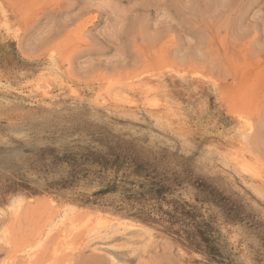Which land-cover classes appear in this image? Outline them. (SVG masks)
<instances>
[{
	"label": "rangeland",
	"instance_id": "rangeland-1",
	"mask_svg": "<svg viewBox=\"0 0 264 264\" xmlns=\"http://www.w3.org/2000/svg\"><path fill=\"white\" fill-rule=\"evenodd\" d=\"M0 23V264H28L50 222L34 264H264V192L232 160L264 164V0H0ZM54 74L66 88L46 98ZM146 86L172 122L143 105Z\"/></svg>",
	"mask_w": 264,
	"mask_h": 264
},
{
	"label": "bare ground",
	"instance_id": "bare-ground-1",
	"mask_svg": "<svg viewBox=\"0 0 264 264\" xmlns=\"http://www.w3.org/2000/svg\"><path fill=\"white\" fill-rule=\"evenodd\" d=\"M1 24V23H0ZM5 26V25H4ZM6 31H8V30H6ZM9 38V37H8ZM5 42V41H4ZM6 43V42H5ZM13 46V45H12ZM1 47V46H0ZM6 47V46H5ZM12 49V48H11ZM13 49H14V47H13ZM15 50V49H14ZM60 69V68H59ZM19 70V69H18ZM19 72V71H18ZM17 73V72H16ZM19 74V73H18ZM51 74V73H50ZM59 74H61V73H59ZM14 75V74H13ZM43 75V74H42ZM42 75L40 76V78L42 77ZM166 75V74H165ZM183 75V74H182ZM7 76V75H6ZM20 76H21V74H20ZM63 76H64V74H63ZM16 77V76H15ZM167 77H168V75H167ZM166 77V78H167ZM175 77V76H174ZM178 77V76H177ZM29 78H31V77H29ZM28 78V79H29ZM34 79H36L35 77H33ZM65 78V77H64ZM159 78V77H158ZM161 78V77H160ZM159 78V79H160ZM22 79V78H21ZM62 79V78H61ZM155 79V78H154ZM165 79V78H164ZM67 80V79H66ZM156 80H157V78H156ZM180 80V79H179ZM5 81V80H4ZM23 81V80H22ZM29 81V80H28ZM155 82H157V81H155ZM154 82V83H155ZM165 81H163V83H164ZM187 82V81H186ZM1 84H2V82H0ZM9 83V82H8ZM33 83V82H32ZM181 83H183V82H181ZM11 84H14V83H11ZM17 84V83H16ZM25 84H28V83H25ZM55 84H58V85H60L63 89H65L66 87H64L65 85H66V83H64L63 81H60V77H59V75L58 74H54L53 76H50V77H48V78H45V77H43V79H40L39 81H38V83H37V92H39V91H41L42 92V95L43 96H46V98H48V96H50L51 95V92L52 91H54V85ZM69 84V83H68ZM156 84V83H155ZM165 84V83H164ZM166 84H167V82H166ZM186 84V83H185ZM189 84V83H188ZM19 85V84H18ZM150 85V84H149ZM163 85V84H162ZM167 85H169V88L171 89V87H170V84L168 83ZM4 86V85H3ZM9 86V85H8ZM7 86V87H8ZM13 86V85H12ZM27 86V85H26ZM189 86V85H188ZM5 87V86H4ZM10 87V86H9ZM25 87V86H24ZM60 87V88H61ZM70 87V86H69ZM72 87V86H71ZM152 87V86H151ZM151 87H149V86H146L145 88H143L144 89V91L142 92V97H143V105L145 106V107H147L149 110H153V109H157V111L159 112L160 110L161 111H163L164 113H162L161 115V119L163 120L164 119V121H168V122H172L173 121V113H172V110L171 109H167L168 107H160V102H161V100H159L158 99V95L156 94V92L158 91V89L156 90V89H153V87L151 88ZM164 87V86H163ZM165 87H166V85H165ZM168 87V86H167ZM190 87V86H189ZM14 88V87H13ZM18 88H19V86H18ZM29 88V87H28ZM59 88V89H60ZM73 88V87H72ZM75 88V87H74ZM32 89V88H31ZM36 89V88H35ZM56 89V88H55ZM142 89V90H143ZM177 89V88H176ZM210 89V88H209ZM214 89V88H213ZM8 90V89H7ZM23 90V89H22ZM28 90V89H27ZM72 90V89H71ZM173 90V89H172ZM205 90V89H204ZM9 91V90H8ZM21 91V90H20ZM24 91V90H23ZM26 91V90H25ZM32 91V90H31ZM73 91V90H72ZM167 91V90H166ZM56 92V91H55ZM61 92V91H60ZM188 91H186V93H187ZM205 92V91H204ZM18 93H19V91H18ZM58 93H59V91H58ZM85 93V92H84ZM83 93V94H84ZM107 93L109 94L110 93V91H107ZM158 93V92H157ZM163 93V92H162ZM172 93V92H171ZM185 93V94H186ZM26 94V93H25ZM25 94H23V96L25 95ZM28 94V93H27ZM32 94V93H31ZM33 94H36V93H33ZM56 94V93H55ZM61 94V93H60ZM108 94L106 95L105 94V96H103V98H104V102H106L107 101V99H109L110 97L108 96ZM215 94H216V91H215ZM10 95V94H9ZM13 95V94H12ZM18 95V94H17ZM62 95V94H61ZM66 95V94H65ZM174 95V94H173ZM186 95H188V94H186ZM1 96V95H0ZM28 96V95H27ZM43 96L40 98V99H42L43 98ZM60 96V95H59ZM63 96V95H62ZM80 96V95H79ZM167 96V95H166ZM202 96V95H201ZM10 97V96H9ZM58 97V96H57ZM66 97V96H65ZM68 97V96H67ZM87 97V96H86ZM115 97H118V95L117 96H115ZM129 97H130V95H129ZM189 97V96H188ZM204 98H205V96H203ZM39 98V97H38ZM55 98V97H54ZM60 98V97H59ZM82 98V97H81ZM113 98V97H112ZM164 98V97H163ZM171 98V97H170ZM169 98V99H170ZM173 98V97H172ZM201 98V97H200ZM199 98V99H200ZM208 98V97H207ZM16 99H18V98H16ZM53 100V98H50V100ZM57 99V98H56ZM68 99V98H67ZM77 99V98H76ZM75 99V100H76ZM87 99H89V98H87ZM192 99V98H191ZM198 99V100H199ZM203 99V98H202ZM33 100V99H32ZM58 100V99H57ZM80 100V99H79ZM84 100V99H83ZM83 100H81V101H83ZM90 101L92 100V99H89ZM94 100V99H93ZM92 100V101H93ZM167 100V99H166ZM176 100V99H175ZM198 100H196V101H198ZM209 100H211V99H209ZM27 101V100H26ZM35 101V100H34ZM41 101H43V100H41ZM40 101V102H41ZM45 101V100H44ZM60 102H62L61 100H59ZM113 101V100H112ZM126 101V100H125ZM181 101V100H180ZM214 101V100H213ZM38 102V101H37ZM55 102V101H54ZM58 102V101H57ZM122 102H123V100H122ZM129 102V101H128ZM127 102V104L128 105H130L129 103ZM131 102V101H130ZM169 102H170V100H169ZM175 102H178V101H175ZM42 103V102H41ZM69 103V102H68ZM84 103V102H83ZM187 103H189V102H187ZM200 103V102H199ZM207 103V102H206ZM48 104V103H47ZM88 104V103H87ZM91 104H92V102H91ZM111 104V103H110ZM121 104V103H120ZM123 104V103H122ZM163 104V103H162ZM172 104V103H171ZM170 104V105H171ZM198 104V103H197ZM50 105V104H49ZM64 105H65V103H64ZM95 105H97L96 103H95ZM104 105V104H103ZM132 105V104H131ZM136 105V104H135ZM166 105V104H165ZM185 105V104H184ZM209 105H210V102H209ZM214 105V104H213ZM18 106V105H17ZM20 107H21V105H19ZM23 106V105H22ZM43 106V105H42ZM45 106V105H44ZM54 106V105H53ZM55 106H57V105H55ZM68 106V105H67ZM84 107H85V105H83ZM117 106V105H116ZM201 106H203V105H201ZM26 107H28V106H26ZM34 107H36V106H34ZM39 107V106H38ZM46 107V106H45ZM48 107H50V106H48ZM64 107V106H63ZM86 107H87V105H86ZM96 107V106H95ZM104 107V106H103ZM110 107V106H109ZM108 107V108H109ZM140 107V106H139ZM194 107H196V106H194ZM198 107V106H197ZM72 108V107H71ZM74 108V107H73ZM106 108V107H105ZM111 108V107H110ZM109 108V109H110ZM126 108V107H125ZM176 108V107H175ZM215 108V107H214ZM70 109V108H69ZM86 109H88V108H86ZM85 109V110H86ZM127 109V108H126ZM196 109V108H195ZM20 110V109H19ZM89 110V109H88ZM141 110V109H140ZM210 110V109H209ZM22 111H24V110H22ZM90 111V110H89ZM103 111V110H102ZM144 111V110H143ZM142 111V112H143ZM201 111H203V110H201ZM88 112V111H87ZM99 112V111H98ZM197 112H198V110H197ZM25 113V112H24ZM96 113V112H95ZM148 113V112H147ZM211 113H212V110H211ZM214 113V112H213ZM19 114V113H18ZM22 114V113H21ZM88 114V113H87ZM116 114V113H115ZM176 114V113H175ZM209 114V113H208ZM218 114V113H217ZM79 115V114H78ZM85 115V114H84ZM96 115V114H95ZM134 115H136V114H134ZM138 115V114H137ZM206 115V114H205ZM82 116V115H81ZM80 116V117H81ZM119 116V115H118ZM149 116V115H148ZM209 116V115H208ZM211 116V115H210ZM21 117V116H20ZM54 117V116H53ZM79 117V118H80ZM86 117H87V115H86ZM116 117V116H115ZM125 117V116H124ZM131 117V116H130ZM134 117V116H133ZM144 117V116H143ZM64 118V117H63ZM113 118V117H112ZM127 118V117H126ZM132 118V117H131ZM145 118V117H144ZM147 118V117H146ZM191 118V117H190ZM209 118V117H208ZM211 118V117H210ZM219 118V117H218ZM82 119V118H81ZM121 119V118H120ZM225 119V118H224ZM224 119H222V120H224ZM72 120V119H71ZM111 120V119H110ZM109 120V121H110ZM132 120H133V118H132ZM144 120V119H143ZM209 120V119H208ZM81 121H83V120H81ZM88 122H89V120H87ZM94 121V120H93ZM119 120H117V122H118ZM123 121H125V120H123ZM135 121V120H134ZM147 121V120H146ZM180 121V120H179ZM178 121V122H179ZM207 121V120H206ZM212 121V120H211ZM74 122V121H73ZM76 122V121H75ZM84 122V121H83ZM83 122L81 123V124H83ZM86 122V121H85ZM116 122V121H115ZM114 122V123H115ZM122 122V121H121ZM138 122H139V120H138ZM147 122H149V121H147ZM153 122V121H152ZM190 122V121H189ZM198 122V121H197ZM78 123H80V120H79V122ZM90 123V122H89ZM91 123H93V122H91ZM95 123V122H94ZM191 123V122H190ZM213 123V122H212ZM229 123V122H228ZM231 123V122H230ZM66 124V123H65ZM85 125H88V123H84ZM115 124H117V123H115ZM150 124V123H149ZM182 124V123H181ZM195 124H198V123H195ZM236 124V123H235ZM67 125V124H66ZM70 125V124H69ZM75 125V124H74ZM73 125V126H74ZM77 125V124H76ZM94 125V124H93ZM117 125H119V123L117 124ZM126 125V124H125ZM173 125V124H172ZM178 125V124H177ZM189 125H191V124H189ZM189 125L187 126V127H189ZM203 125V124H202ZM210 125V124H209ZM217 125H219V124H217ZM231 125V124H230ZM73 126L71 127V128H73ZM80 126V125H79ZM89 126H90V124H89ZM98 126H99V124H98ZM103 126V125H102ZM124 126V125H123ZM127 126V125H126ZM162 126V125H161ZM161 126H160V128H161ZM163 126H164V124H163ZM193 126V125H192ZM198 125H196V127H197ZM156 127H159V126H156ZM186 127V128H187ZM191 127V126H190ZM189 127V128H190ZM201 127V126H200ZM77 128V127H76ZM97 128V127H96ZM104 128V127H103ZM105 128H106V125H105ZM108 128V127H107ZM128 128V127H127ZM146 128H148V127H145V129ZM183 128H185V126L183 125ZM195 128V127H194ZM203 128H204V126H203ZM219 128V127H218ZM238 128V127H237ZM75 129V128H74ZM92 129H94L93 127H92ZM101 129V128H100ZM113 129H114V127H113ZM112 129V130H113ZM122 129V128H121ZM141 129V128H140ZM162 129H165V128H163L162 127ZM178 129V128H177ZM201 129V128H200ZM210 129V128H209ZM208 128H207V130H209ZM215 129V131H216V129L217 128H214ZM213 129V130H214ZM106 130V129H105ZM108 130V129H107ZM110 130V129H109ZM168 130V129H167ZM184 130V129H183ZM188 129H186L185 131H187ZM190 130V129H189ZM202 130V129H201ZM139 131V130H138ZM162 131V130H161ZM192 131V130H191ZM200 131V130H199ZM210 131V130H209ZM99 132V129H98V131H97V133ZM121 132V131H120ZM124 132V131H123ZM176 132V131H175ZM177 132H178V130H177ZM180 132V131H179ZM184 132V131H183ZM195 132V131H194ZM208 132V131H207ZM225 132V131H224ZM108 133V132H107ZM112 133V132H111ZM126 133H128V132H126ZM182 133V132H181ZM188 133H189V131H188ZM188 133H187V135H188ZM196 133V132H195ZM200 133V132H199ZM239 133H241V128H240V126H239ZM86 134V133H85ZM85 134H84V136H85ZM89 134V133H88ZM128 134H131V133H128ZM171 134V133H170ZM169 134V135H170ZM183 134V133H182ZM191 135L193 134V133H190ZM205 134V133H204ZM234 134V133H233ZM90 135V134H89ZM95 135H98V134H95ZM104 135V134H103ZM195 135V134H194ZM199 135V134H198ZM213 135V134H212ZM215 135V134H214ZM213 135V136H214ZM226 135V134H225ZM79 136H80V134H79ZM127 136V135H126ZM176 137H177V135H175ZM195 136H197V135H195ZM205 136H207L206 134H205ZM232 136V135H231ZM240 136H241V134H240ZM102 137V136H101ZM104 137H106V136H104ZM146 137V136H145ZM184 137V136H183ZM187 137H189V136H187ZM202 137V136H201ZM222 137H224V136H222ZM96 138H99V137H96ZM130 138V137H129ZM148 138V137H147ZM190 138V137H189ZM196 138V137H195ZM88 139H89V137H88ZM94 139H95V137H94ZM125 139V138H124ZM144 139V138H143ZM146 139V138H145ZM181 139V138H180ZM204 139V138H203ZM207 139V138H206ZM211 139V138H210ZM212 139H214V138H212ZM222 139V138H221ZM233 139H234V137H233ZM77 140V139H76ZM82 140V139H81ZM84 140V139H83ZM87 140V139H86ZM92 140V139H91ZM98 140V139H97ZM128 140V139H127ZM178 140V139H177ZM186 140V139H185ZM215 140H216V138H215ZM229 140V139H228ZM132 141V140H131ZM135 141V140H134ZM137 141V140H136ZM219 141V140H218ZM223 141V140H222ZM91 143L92 142H94V141H90ZM127 142V141H126ZM133 142V141H132ZM147 142V141H146ZM180 142V141H179ZM49 143H50V141H49ZM89 143V142H88ZM121 143V142H120ZM120 143H118V144H120ZM51 144H52V142H51ZM79 144V143H78ZM81 144V143H80ZM117 144V145H118ZM122 144H123V141H122ZM193 144V143H192ZM207 144V143H206ZM219 144V143H218ZM225 144V143H224ZM84 145V144H83ZM116 145V146H117ZM125 145H126V143H125ZM138 145H140V144H138ZM53 146V145H52ZM59 146V145H58ZM68 146V145H67ZM82 146V145H81ZM95 146V145H94ZM99 146V145H98ZM181 146H182V144H181ZM217 146V145H216ZM241 146H242V144H241ZM41 147V146H40ZM62 147H64L63 145H62ZM115 147V146H114ZM118 147V146H117ZM218 147V146H217ZM216 147V148H217ZM2 148V147H1ZM11 148V147H10ZM45 148V147H44ZM43 148V150H45ZM54 148V147H53ZM84 148V147H83ZM91 148V147H90ZM105 148V147H104ZM139 148H140V146H139ZM138 148V149H139ZM178 148H179V146H178ZM242 148V147H241ZM51 149V148H50ZM65 149V148H64ZM87 149V148H86ZM106 149V148H105ZM108 149V148H107ZM110 149V148H109ZM143 149V148H142ZM152 150H153V148H151ZM4 150H6V148L4 149ZM38 150V149H37ZM51 150H53V149H51ZM68 150V149H67ZM81 149H79V151H80ZM93 150V149H92ZM144 150V149H143ZM166 150V149H165ZM1 151V150H0ZM39 151V150H38ZM56 151V150H55ZM100 152H103V151H101V150H99ZM140 151V150H139ZM145 151H146V149H145ZM149 151H151V150H149ZM157 151V150H156ZM159 151V150H158ZM177 151V150H176ZM90 152V151H89ZM98 152V151H97ZM142 152H144V151H142ZM148 152V151H147ZM234 152V151H233ZM44 153V152H43ZM145 153V152H144ZM149 153V152H148ZM161 153V152H160ZM226 153H228V152H225V154ZM38 154V153H37ZM56 154V156H57V152L55 153ZM72 154V153H71ZM97 154V153H96ZM146 154V153H145ZM162 154V153H161ZM178 154V153H177ZM230 154H231V152H230ZM40 155V154H39ZM65 155H67V154H65ZM83 155V154H82ZM99 155V154H98ZM157 155V154H156ZM160 155V154H159ZM158 155V156H159ZM227 155V154H226ZM228 155H229V153H228ZM49 156V155H48ZM68 156V155H67ZM100 156V155H99ZM148 156V155H147ZM146 156V157H147ZM157 156V157H158ZM224 156V155H223ZM45 157V156H44ZM54 157H55V155H54ZM177 157V156H176ZM226 157V156H225ZM42 158V157H41ZM50 158V157H49ZM70 158H71V156H70ZM87 159H88V157H86ZM215 158V157H214ZM221 158V157H220ZM230 158V157H229ZM44 159V158H43ZM52 159V158H51ZM58 159H62V158H58ZM77 159V158H76ZM121 159V158H120ZM149 159V158H148ZM151 159V158H150ZM157 159V158H156ZM188 159V158H187ZM53 160H55V159H53ZM74 160V159H73ZM152 160H153V158H152ZM163 160V159H162ZM167 160V159H166ZM176 160V159H175ZM178 160V159H177ZM189 160V159H188ZM229 160V159H228ZM232 160H233V164H235V166L241 171L240 173H245V175H248V176H250V178L259 186V189H260V191L261 192H264V164H262V163H259V162H255V163H253L248 157H247V155H245V153L243 152V150L241 149V150H239V151H237V153L235 154V156L232 158ZM65 161H66V159H65ZM89 161V160H88ZM159 161V160H158ZM168 161V160H167ZM173 161V160H172ZM77 162V161H76ZM96 162V161H95ZM160 162V161H159ZM164 162V161H163ZM171 162V161H170ZM179 162H181V161H179ZM194 162V161H193ZM42 163V162H41ZM55 163V162H54ZM53 163V164H54ZM61 163V162H60ZM78 163V162H77ZM77 163H75L76 165H78ZM129 163V162H128ZM174 163H176L175 161H174ZM231 163V164H232ZM46 164V163H45ZM69 164V163H68ZM162 164V163H161ZM60 165V164H59ZM62 165V164H61ZM82 165V164H81ZM140 165V164H139ZM158 165H159V163H158ZM164 165V164H163ZM168 165V164H167ZM167 165H165V166H167ZM171 165V164H170ZM173 165V164H172ZM179 165V164H178ZM185 165V164H184ZM49 166V165H48ZM80 166V165H79ZM50 167V166H49ZM65 167V166H64ZM68 167V166H67ZM70 167V166H69ZM68 167V168H69ZM75 167V166H74ZM86 167V166H85ZM88 167V166H87ZM138 167V166H137ZM146 167H148V166H146ZM171 167V166H170ZM228 167V166H227ZM230 167V166H229ZM228 167V168H229ZM58 168V167H57ZM66 168V167H65ZM78 168V167H77ZM98 168V167H97ZM101 168V167H100ZM149 168V167H148ZM160 168H161V166H160ZM172 168H173V166H172ZM49 169H51V168H49ZM111 169H113L112 167H111ZM110 169V170H111ZM118 169V168H117ZM138 169H140V168H138ZM144 169V168H143ZM173 169H175V168H173ZM100 170V169H99ZM103 170V169H102ZM105 170V169H104ZM151 170V169H150ZM156 170V169H155ZM44 171V170H43ZM43 171H41V172H43ZM74 171H76V170H74ZM73 171V172H74ZM82 171V170H81ZM106 171H107V169H106ZM138 171V170H137ZM143 171V170H142ZM147 171V170H146ZM152 171V170H151ZM157 171H159V170H157ZM176 171V170H175ZM66 172V171H65ZM88 172V171H87ZM111 172V171H110ZM116 172V171H115ZM119 172V171H118ZM135 172V171H134ZM139 172V171H138ZM141 172V171H140ZM145 172V171H144ZM161 172V171H160ZM208 172V171H207ZM44 173V172H43ZM58 173H60V172H58ZM83 173V172H82ZM108 173V172H107ZM151 173V172H150ZM162 173V172H161ZM170 173H171V171H170ZM177 173H178V171H177ZM103 174V173H102ZM123 174V173H122ZM126 174V173H125ZM132 174H133V171H132ZM155 174V173H154ZM157 174V173H156ZM173 174H176V173H174L173 172ZM52 175V174H51ZM78 175V174H77ZM83 175V174H82ZM86 175V174H85ZM104 175V174H103ZM130 175V174H129ZM143 175H145V174H143ZM212 175V174H211ZM66 176V175H65ZM101 176V175H100ZM105 176H107V175H105ZM115 176H117V175H115ZM136 176V175H135ZM142 176V175H141ZM149 176H151L150 174H149ZM160 176V175H159ZM38 177V176H37ZM54 177V176H53ZM62 177H64V176H62ZM95 177H97V176H95ZM108 177V176H107ZM120 177V176H119ZM143 177V176H142ZM156 177V176H155ZM155 177H154V179H155ZM172 177V176H171ZM198 177V176H197ZM39 178V177H38ZM38 178H37V180H38ZM51 178V177H50ZM68 178V177H67ZM87 178V177H86ZM109 178V177H108ZM126 178V177H125ZM139 178V177H138ZM148 178V177H147ZM160 178V177H159ZM163 178H164V176H163ZM165 178H166V176H165ZM178 178V177H177ZM222 178V177H221ZM43 179H44V177H43ZM42 179V180H43ZM49 179V178H48ZM73 179V178H72ZM76 179V178H75ZM116 179V178H115ZM144 179V178H143ZM153 179V180H154ZM167 180L169 179V178H166ZM46 179H44V181H45ZM61 180V179H60ZM96 180V179H95ZM98 180V179H97ZM96 180V181H97ZM109 180V179H108ZM141 180V179H140ZM152 180V181H153ZM218 180V179H217ZM40 181V180H39ZM50 181H52V180H50ZM50 181H48V182H50ZM84 181V180H83ZM99 181V180H98ZM111 181V180H110ZM148 181H150V180H148ZM151 181V182H152ZM159 181H161V179L159 180ZM177 181V180H176ZM179 181V180H178ZM30 182H31V179H30ZM78 182V181H77ZM105 182V181H104ZM157 182V181H156ZM156 182H155V184H156ZM196 182V181H195ZM200 182V181H199ZM247 182H249V180H247ZM29 183V182H28ZM33 183V182H32ZM54 183V182H53ZM100 183V182H99ZM123 183V182H122ZM126 183V182H125ZM124 183V184H125ZM147 183V182H146ZM172 183V182H171ZM201 183V182H200ZM222 183V182H221ZM253 183V182H252ZM24 184V183H23ZM45 184V183H44ZM60 184V183H59ZM83 184V183H82ZM115 184V183H114ZM154 184V183H153ZM159 184H160V182H159ZM179 184V183H178ZM202 184V183H201ZM26 185V184H25ZM29 185H31V184H29ZM28 185V186H29ZM55 185H58V184H54V186ZM108 185V184H107ZM118 185H120V184H118ZM131 185V184H130ZM144 185V184H143ZM147 185V184H146ZM2 186V185H1ZM32 186V185H31ZM42 186V185H41ZM45 186V185H44ZM59 186V185H58ZM70 186V185H69ZM80 186V185H79ZM85 186V185H84ZM116 186V185H115ZM123 186V185H122ZM133 186V185H132ZM169 186V185H168ZM181 186V185H180ZM199 186V185H198ZM43 187V186H42ZM49 187V186H48ZM71 187V186H70ZM103 187H104V185H103ZM109 187V186H108ZM125 187H127V186H125ZM129 187V186H128ZM140 187V186H139ZM151 187V186H150ZM155 187V186H154ZM173 187V186H172ZM214 187V186H213ZM6 188V187H5ZM8 189H9V187H7ZM11 188H12V186H11ZM130 188V187H129ZM135 188V187H134ZM142 188V187H141ZM156 188V187H155ZM174 188V187H173ZM179 188V187H178ZM183 188V187H182ZM14 189V188H13ZM17 189V188H16ZM21 189V188H20ZM29 189H30V187H29ZM68 189V188H67ZM144 189V188H143ZM180 189V188H179ZM184 189V188H183ZM209 189V188H208ZM4 190V189H3ZM22 190V189H21ZM24 190V189H23ZM27 190V192H28V189H26ZM49 190V189H48ZM108 190V189H107ZM117 190V189H116ZM121 190H122V188H121ZM120 190V191H121ZM131 190V189H130ZM138 190V189H137ZM164 190H165V188H164ZM174 190V189H173ZM177 190V189H176ZM199 190H200V188H199ZM52 190H50V192H51ZM70 191V190H69ZM79 191V190H78ZM82 191V190H81ZM115 191V190H114ZM119 191V192H120ZM136 191V190H135ZM143 191V190H142ZM207 191V190H206ZM2 192V191H1ZM0 192V193H1ZM9 192V191H8ZM24 192V191H23ZM22 192V193H23ZM56 192V191H55ZM59 192V191H58ZM85 192H86V190H85ZM96 192V191H95ZM118 192V193H119ZM128 192V191H127ZM126 192V193H127ZM140 192V191H139ZM148 192V191H147ZM166 192V191H165ZM26 193V192H25ZM40 193V192H39ZM41 193H42V191H41ZM44 193H46L45 191L43 192V194ZM62 193V192H61ZM109 193V192H108ZM133 193V192H132ZM152 193H154V191L152 192ZM151 193V194H152ZM164 193V192H163ZM206 193V192H205ZM204 193V195H206ZM4 194H5V192H4ZM69 194V193H68ZM71 194V193H70ZM120 194V193H119ZM170 194H171V192H170ZM198 194V193H197ZM201 194V193H200ZM12 195V194H11ZM15 195H17V192H16V194ZM37 195V194H36ZM64 195V194H63ZM67 195V194H66ZM77 195V194H76ZM95 195V194H94ZM154 195V194H153ZM169 195V194H168ZM208 195V194H207ZM13 196H14V194H13ZM68 197H69V195H67ZM74 196V195H73ZM78 196V195H77ZM114 196V195H113ZM115 196H117V195H115ZM119 196V195H118ZM141 196H143V195H141ZM147 196V195H146ZM156 196V195H155ZM67 197V199H69ZM71 197V196H70ZM207 197V196H206ZM195 198V197H194ZM204 198V197H203ZM222 198H223V196H222ZM103 199V198H102ZM163 199V198H162ZM4 200V199H3ZM24 200V199H23ZM109 200H110V198H109ZM111 200H112V198H111ZM154 200V199H153ZM156 200V199H155ZM174 200V199H173ZM206 200V199H205ZM20 201V200H19ZM105 201V200H104ZM107 201V200H106ZM169 201V200H168ZM200 201V200H199ZM198 201V202H199ZM214 201H215V199H214ZM78 202V201H77ZM103 202V201H102ZM206 202V201H205ZM212 202V201H211ZM224 202V201H223ZM75 203V202H74ZM73 203V204H74ZM158 203V202H157ZM180 203V202H179ZM197 203V202H196ZM24 204H25V202H24ZM85 204H87V203H85ZM154 204V203H153ZM165 204V203H164ZM201 203H199V205H200ZM217 204V203H216ZM220 204L221 203H219V206H220ZM70 205V204H69ZM94 205V204H93ZM185 205V204H184ZM187 205V204H186ZM218 205V204H217ZM80 206V205H79ZM83 206H85V205H83ZM101 206V205H100ZM160 206V205H159ZM168 206V205H167ZM166 206V207H167ZM202 206V205H201ZM224 206H225V204H224ZM24 207V206H23ZM77 207V206H76ZM102 207V206H101ZM125 207V206H124ZM129 207V206H128ZM133 207V206H132ZM228 207V206H227ZM60 208V207H59ZM112 208V207H111ZM169 208V207H168ZM185 208H187V207H185ZM184 208V209H185ZM189 208V207H188ZM193 208V207H192ZM197 208V207H196ZM203 208V207H202ZM225 208V207H224ZM10 209V208H9ZM100 209V208H99ZM102 209V208H101ZM100 209V210H101ZM113 209V208H112ZM134 209V208H133ZM177 209V208H176ZM191 209V208H190ZM215 209V208H214ZM108 210H109V208H108ZM111 210V209H110ZM140 210V209H139ZM174 210V209H173ZM172 210V211H173ZM197 210V209H196ZM221 210H222V207H221ZM16 211V210H15ZM115 211V210H114ZM118 211V210H117ZM130 211V210H129ZM172 211H171V213H172ZM189 211V210H188ZM201 212H202V210H200ZM215 211V210H214ZM101 212V211H100ZM121 212V211H120ZM191 212V211H190ZM237 212V211H236ZM14 213V212H13ZM12 213V214H13ZM93 213V212H92ZM118 213V212H117ZM135 213V212H134ZM144 213H146V212H144ZM193 213V212H192ZM203 213V212H202ZM201 213V214H202ZM228 213V212H227ZM230 213V212H229ZM17 214V213H16ZM162 214V213H161ZM59 215V214H58ZM109 215V214H108ZM125 215H127V214H125ZM148 215V214H147ZM155 215V214H154ZM156 215H158V214H156ZM189 216H191L190 214H188ZM233 215V214H232ZM16 216V215H15ZM97 216V215H96ZM121 216V218H122V216H124V215H120ZM133 216V215H132ZM137 216V215H136ZM168 216V215H167ZM171 216V215H170ZM185 216H186V213H185ZM203 216V215H202ZM222 216V215H221ZM225 216H226V214H225ZM241 215L239 214V217H240ZM71 217V216H70ZM73 217V216H72ZM176 217H177V215H176ZM179 217V216H178ZM209 217V216H208ZM233 217V216H232ZM239 217H238V220H239ZM241 217H243V216H241ZM97 218V217H96ZM106 218V217H105ZM119 218V217H118ZM123 218H125V217H123ZM154 218V217H153ZM198 217H196V219H197ZM201 218H203V217H201ZM225 218V217H224ZM70 219V218H69ZM94 219V218H93ZM158 219V218H157ZM167 219V218H166ZM177 219V218H176ZM193 219V218H192ZM233 218H231L230 220H232ZM234 219H235V215H234ZM121 220V219H120ZM187 220V219H186ZM226 220V219H225ZM236 220V219H235ZM235 220H233V221H235ZM93 221L94 220H92V217L91 218H89V219H87V220H85V221H80V222H82L81 224H76V221L74 220V221H72V222H70V229H68L67 231H65V230H63L62 231V233L61 234H59L58 235V237L60 238V240L62 239V243L64 244V247H65V245H66V248L67 249H72L71 247L73 246L72 244H73V239H74V237L76 236V234H77V232L80 230V229H82V228H84V227H86V228H91L92 226H91V224H93ZM96 221V220H95ZM101 221V220H100ZM136 221V220H135ZM134 221V222H135ZM143 221V220H142ZM150 221H151V218H150ZM158 221H160V220H158ZM206 221V220H205ZM204 221V222H205ZM208 221V220H207ZM213 221V220H212ZM216 221V220H215ZM58 222V221H57ZM108 222V221H107ZM111 222V221H110ZM164 222V221H163ZM181 222V221H180ZM211 222V221H210ZM209 222V223H210ZM223 222V221H222ZM50 223H52L51 224V227H50V230L48 231V233L44 236L43 235V237L41 238V239H39L38 240V242H37V244H36V247H34L33 246V248H31V250L27 253V262H28V264H34V258L37 256V253H39V251L41 250L42 251V248H43V240H44V238H46V237H48V235H50V232L53 230V228L54 227H59V226H57V225H55V222H50ZM143 223V222H142ZM160 223V222H159ZM165 223V222H164ZM167 223V222H166ZM213 223V222H212ZM216 223V222H215ZM227 223V222H226ZM231 223H233V222H231ZM231 223H229V224H231ZM239 223V222H238ZM95 224V223H94ZM108 224V223H107ZM137 224V223H136ZM135 224V225H136ZM163 224V223H162ZM207 224V223H206ZM106 225V223L104 222V224H101V223H98V226H101V229L104 227ZM160 225V224H159ZM168 225H169V223H168ZM183 225V224H182ZM203 225H205V223L203 224ZM208 225V224H207ZM212 225H215V224H212ZM223 226H224V224H222ZM64 226V225H63ZM91 226V227H90ZM116 226V225H115ZM130 226V225H129ZM137 226V225H136ZM146 226V225H145ZM145 226H144V229H146L145 228ZM155 226V225H154ZM161 226H163V225H160V227ZM191 226V225H190ZM216 226H218V225H216ZM222 226V227H223ZM232 226V225H231ZM235 226H236V224H235ZM159 226L157 225V228H158ZM168 227V226H167ZM170 228H171V226H169ZM182 227V226H181ZM206 227H208V226H206ZM215 227V226H214ZM230 227V226H229ZM117 228V227H116ZM169 228V229H170ZM59 229V228H58ZM100 229V230H101ZM121 229V228H120ZM150 229V228H149ZM166 229H168V228H166ZM174 229V228H173ZM196 229V228H195ZM203 229V228H202ZM162 230V229H161ZM204 230V229H203ZM225 230H226V228H225ZM56 231V230H55ZM86 231H89L88 229H86ZM125 231V230H124ZM158 231V230H157ZM173 231V230H172ZM195 231V230H194ZM230 231V230H229ZM232 231V230H231ZM80 232V231H79ZM152 232V231H151ZM203 232V231H202ZM205 232V231H204ZM216 232V231H215ZM228 232V231H227ZM236 232V231H235ZM89 233V232H88ZM189 233H192V232H189ZM246 233V232H245ZM45 234V233H44ZM126 234V233H125ZM196 234V233H195ZM204 234V233H203ZM206 234H207V232H206ZM216 234V233H215ZM252 234V233H251ZM92 235V234H91ZM197 235V234H196ZM225 235V234H224ZM241 235H242V233H241ZM86 236V235H85ZM104 236V235H103ZM124 237H125V235H123ZM144 236V235H143ZM205 236H207V235H205ZM209 236V235H208ZM236 236V235H235ZM95 237H97V236H95ZM94 237V238H95ZM105 237H106V234H105ZM122 237V236H121ZM181 237V236H180ZM188 237V236H187ZM202 237V236H201ZM204 237V236H203ZM230 237V236H229ZM247 237V236H246ZM257 237V236H256ZM91 238V237H90ZM99 238V237H98ZM126 238V237H125ZM186 238V237H185ZM199 238V237H198ZM208 238V237H207ZM238 238V237H237ZM7 239V238H6ZM102 239V238H101ZM107 239V238H106ZM115 239V238H114ZM128 239V238H127ZM154 239V238H153ZM192 239V238H191ZM210 239V238H209ZM228 240H229V238H227ZM247 239V238H246ZM10 240V239H9ZM47 240V239H46ZM45 240V241H46ZM59 240V239H58ZM96 240V239H95ZM113 240V239H112ZM187 240V239H186ZM227 240V241H228ZM235 240H236V238H235ZM249 240V239H248ZM247 240V241H248ZM88 241V240H87ZM86 241V242H87ZM168 241V240H167ZM192 241V240H191ZM211 240H209V242H210ZM11 242V241H10ZM9 242V243H10ZM60 242V243H61ZM94 242V241H93ZM108 242V241H107ZM111 242V241H110ZM117 242V241H116ZM124 242V241H123ZM198 242V241H197ZM230 242V241H229ZM235 242H237V241H235ZM234 242V243H235ZM260 242V241H259ZM90 243V242H89ZM186 243V242H185ZM216 243V242H215ZM241 243V242H240ZM264 243V242H263ZM202 244V243H201ZM228 244V243H227ZM230 244V243H229ZM233 244V243H232ZM26 245V244H25ZM109 245V244H108ZM191 245H193V244H191ZM32 246V245H31ZM79 246V245H78ZM88 246V245H87ZM195 246V245H194ZM206 246V245H205ZM210 246V245H209ZM208 246V247H209ZM243 246V245H242ZM260 246V245H259ZM183 247H184V245H183ZM226 247V246H225ZM232 247V246H231ZM240 247V246H239ZM257 247H258V245H257ZM76 248V247H75ZM75 248H73V249H75ZM179 248V247H178ZM215 248V247H214ZM237 248V247H236ZM243 248V247H242ZM109 249V248H108ZM111 249V248H110ZM76 250V249H75ZM78 250V249H77ZM233 250V249H232ZM238 250V249H237ZM63 251V250H62ZM71 251V250H70ZM143 251V250H142ZM146 251V250H145ZM210 251V250H209ZM261 251V250H260ZM195 252V251H194ZM255 252V251H254ZM59 253H60V251L59 250H56V251H54V253H53V255L55 256V257H58V255H59ZM73 253V252H72ZM106 253H107V251H106ZM183 253V252H182ZM200 253V252H199ZM205 253V252H204ZM218 253H220V252H218ZM109 254V253H108ZM146 254V253H145ZM197 254V253H196ZM264 254V253H263ZM140 255V254H139ZM240 255V254H239ZM25 256V255H24ZM141 256V255H140ZM194 256H196V255H194ZM203 256V255H202ZM214 256V255H213ZM229 256H230V254H229ZM74 257V256H73ZM137 257H139L138 255H137ZM199 257V256H198ZM261 257V256H260ZM263 257V256H262ZM196 258H197V256H196ZM205 258V257H204ZM207 258V257H206ZM216 257H214V259H215ZM264 258V257H263ZM202 259V258H201ZM211 259V258H210ZM209 259V260H210ZM213 259V260H214ZM218 259V258H217ZM228 259H229V257H228ZM140 260V259H139ZM220 260V259H219ZM245 260V259H244ZM256 260V259H255ZM203 261V260H202ZM262 261V260H261ZM26 262V263H27ZM138 262H140V261H138ZM143 262V261H142ZM207 262V261H206ZM211 262V261H210ZM209 262V263H210ZM221 262V261H220ZM224 262V261H223ZM226 262V261H225ZM232 262V261H231ZM212 263V262H211ZM228 263V262H227ZM261 263V262H260ZM207 264H208V262H207ZM216 264V263H215ZM231 264V263H230Z\"/></svg>",
	"mask_w": 264,
	"mask_h": 264
}]
</instances>
